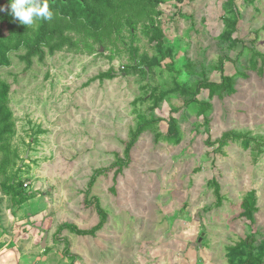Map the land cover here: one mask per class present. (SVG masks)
Returning a JSON list of instances; mask_svg holds the SVG:
<instances>
[{
    "label": "rangeland",
    "instance_id": "rangeland-1",
    "mask_svg": "<svg viewBox=\"0 0 264 264\" xmlns=\"http://www.w3.org/2000/svg\"><path fill=\"white\" fill-rule=\"evenodd\" d=\"M226 2L165 0L158 20L172 57L159 62L156 43L137 31L138 62L146 55L159 62L148 74L131 67L121 42L119 51L99 44L81 52L65 49L30 67L13 53L12 64L0 67V78L11 85V144L19 150L25 189L32 192L23 204L25 253L36 251L46 234L54 248L40 253L38 263L229 264L228 246L251 232L262 234L258 241L264 238V74H237L252 51L264 54V0L235 1L240 19L233 38L241 40L236 44L220 38L227 29ZM222 56L231 60L225 72L236 76V93L210 100L208 122L196 102L186 106L178 93L151 113V94L172 90L175 81L195 91L204 76L219 80ZM187 64L196 66L193 72ZM110 69L115 77H102ZM198 99L208 101V90ZM139 113L160 121L127 151ZM170 117L181 130L179 143L166 139ZM229 131L256 142L245 149L230 140L220 149L218 141ZM3 158L0 150V163ZM118 158L129 162L116 173ZM106 168L86 196L94 173ZM250 191L257 196L254 223L241 216ZM94 197L108 214L101 231L81 236L59 230L65 224L97 226ZM0 198L8 197L0 191Z\"/></svg>",
    "mask_w": 264,
    "mask_h": 264
},
{
    "label": "trees",
    "instance_id": "trees-1",
    "mask_svg": "<svg viewBox=\"0 0 264 264\" xmlns=\"http://www.w3.org/2000/svg\"><path fill=\"white\" fill-rule=\"evenodd\" d=\"M165 0H47L50 9L53 11L51 20H38L32 26H26L13 19L10 10V2L5 9V5L0 3V67H9L12 64L11 56L13 53H20L19 57L28 67L35 60L43 62L48 55H54L65 49L81 52L85 46L92 49L96 44L110 45L119 51L118 43L125 44L133 60L131 67L135 70H142L148 74L156 63L161 59L172 57L170 50L165 47V32L162 29L158 17L162 14L159 6ZM236 0H227L225 11L229 13L223 16V22L227 29L220 36L222 40L238 43L239 38H233L238 30V21L240 19L239 12L235 5ZM229 5V6H228ZM4 6V7H3ZM234 14L235 20L229 15ZM6 26V32L2 27ZM140 30L145 36L149 37L152 42L156 43L160 57L159 62L149 58L147 55L142 57L138 62L139 48L136 46L137 31ZM127 32L130 42L125 40ZM82 43L84 45H82ZM259 58L264 59V54L252 51L249 57L248 65L242 64L243 69L237 74L247 77V71L254 70L264 74L263 65L259 66ZM231 61L227 56H222L216 69L219 71L220 78L217 81H211L207 77H203L198 81L197 89L190 90L185 85H181L175 81V87L167 92H161L156 96L151 94L154 104L150 110L153 113L161 103L171 93H178L185 99V105L190 106L196 102L198 104V112L205 116L208 122V113L211 108L210 100L215 96L232 95L236 93V76L226 75L225 63ZM236 63H239L235 61ZM185 68H189L191 72L196 68L193 64H187ZM117 73L114 69H110L102 74V77L109 79L114 78ZM10 89L11 85L0 78V150L3 152L4 158L0 163V188L3 193L12 197L15 204H22L31 198L32 192L25 189V183L20 177L22 168L18 166L20 160L19 150L13 148L11 144L12 137L15 136V120L13 110L10 106ZM202 90H208L209 100L201 101L198 95ZM171 91V92H170ZM146 100V99H145ZM159 119L154 118L150 114L145 115L139 113L137 124L131 132V140L127 145V151H130L136 144L140 135L145 131L153 129L159 123ZM169 130L166 139L172 143L181 141V130L177 124V119L170 117L168 120ZM233 140L240 142L245 149L251 147L252 140L245 133L226 132L218 141L219 148H223L227 143ZM23 161V159H22ZM129 161L118 158L115 165L116 173L122 172L123 168ZM112 169V168H111ZM110 168L97 170L91 178L89 191L95 185L99 176L106 174ZM217 194V206L222 204V196L220 194V186L217 182H213ZM87 198V197H86ZM95 205L101 220L97 226L90 230H82L75 224H65L60 226L61 229H68L72 233L81 236H95L101 231L107 222L108 214L101 207L99 198H95ZM88 201V200H87ZM88 201L87 205H93ZM241 216L246 220L254 223L257 208V196L255 191H250L242 202ZM259 233L251 232L246 238L227 247V259L229 264H264V238L260 241Z\"/></svg>",
    "mask_w": 264,
    "mask_h": 264
},
{
    "label": "crops",
    "instance_id": "crops-1",
    "mask_svg": "<svg viewBox=\"0 0 264 264\" xmlns=\"http://www.w3.org/2000/svg\"><path fill=\"white\" fill-rule=\"evenodd\" d=\"M9 2L10 0H3L1 4L6 6ZM0 191H2L1 188ZM4 195L9 199L0 198V264H41L38 261H41L44 255L39 254L54 249L47 244L48 234L44 236L46 238L45 246H43L44 238H42V242L38 246L40 250L28 252L31 255L35 254L34 256L25 253V250H27L25 249V237L27 238V235L25 236V210L23 208L25 202L18 205L15 204L11 196ZM35 230L39 231L37 228ZM47 260H49V257L43 262Z\"/></svg>",
    "mask_w": 264,
    "mask_h": 264
},
{
    "label": "clouds",
    "instance_id": "clouds-1",
    "mask_svg": "<svg viewBox=\"0 0 264 264\" xmlns=\"http://www.w3.org/2000/svg\"><path fill=\"white\" fill-rule=\"evenodd\" d=\"M10 10L13 19L26 26L34 25L38 20L53 18L47 0H10Z\"/></svg>",
    "mask_w": 264,
    "mask_h": 264
},
{
    "label": "water",
    "instance_id": "water-1",
    "mask_svg": "<svg viewBox=\"0 0 264 264\" xmlns=\"http://www.w3.org/2000/svg\"><path fill=\"white\" fill-rule=\"evenodd\" d=\"M9 4H7L4 8L6 9ZM46 238L44 239L43 246H45Z\"/></svg>",
    "mask_w": 264,
    "mask_h": 264
}]
</instances>
